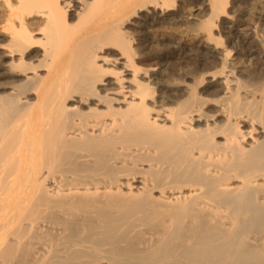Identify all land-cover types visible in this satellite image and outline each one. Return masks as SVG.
<instances>
[{
  "label": "bare ground",
  "instance_id": "6f19581e",
  "mask_svg": "<svg viewBox=\"0 0 264 264\" xmlns=\"http://www.w3.org/2000/svg\"><path fill=\"white\" fill-rule=\"evenodd\" d=\"M258 2L0 0V264H264Z\"/></svg>",
  "mask_w": 264,
  "mask_h": 264
},
{
  "label": "rangeland",
  "instance_id": "374dc122",
  "mask_svg": "<svg viewBox=\"0 0 264 264\" xmlns=\"http://www.w3.org/2000/svg\"><path fill=\"white\" fill-rule=\"evenodd\" d=\"M260 2V3H259ZM256 8L254 10H248L249 8H246V10L244 9L243 13L241 14L242 16V19L239 18V20L237 21L234 20L232 17H225L222 21V28L225 26V28H223V31L226 33H228L229 31L231 32V34H240L241 36L245 37V38H248L249 35L251 34V32L254 31L255 32H260L259 30L263 27L264 29V18H262L261 16V11L263 10L262 8H264V0H259ZM263 6V7H262ZM244 7H247V6H244ZM258 7V8H257ZM251 13V15H248L249 12ZM253 13V14H252ZM264 13V11L262 12V14ZM253 15V16H252ZM245 16V17H244ZM252 16V17H251ZM251 17V19H250ZM245 18V20H244ZM190 19H192V17H190ZM195 19V18H193ZM227 19V20H226ZM247 19V20H246ZM241 20V21H240ZM151 22V19L149 20ZM244 21V22H243ZM153 23V24H152ZM154 23L156 24V21L155 22H151L149 23V25L151 24V27L149 28V32L153 31L154 29L152 28H155L154 26ZM262 26V27H261ZM157 28V27H156ZM155 28V29H156ZM253 28V29H252ZM260 28V29H259ZM148 29V28H147ZM252 30V31H251ZM1 31V30H0ZM1 33V32H0ZM247 33V34H246ZM2 36V33L0 34V37ZM234 37V35H233ZM2 46H0V50H4V49H1ZM181 60H177L176 62V59L174 60V62H172V64H176V63H180ZM178 63V64H179ZM182 63V62H181ZM180 63V64H181Z\"/></svg>",
  "mask_w": 264,
  "mask_h": 264
}]
</instances>
